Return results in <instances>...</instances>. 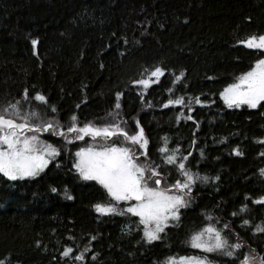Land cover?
<instances>
[{
  "label": "trees",
  "instance_id": "1",
  "mask_svg": "<svg viewBox=\"0 0 264 264\" xmlns=\"http://www.w3.org/2000/svg\"><path fill=\"white\" fill-rule=\"evenodd\" d=\"M261 34L264 0H0V108L27 90L30 96L44 95L49 108L58 109L61 125L67 126L73 113L80 124L102 125L111 120L107 114L119 91L118 111L130 133L140 122L151 159L160 162L161 146L192 151L190 170L209 177V183L194 185L190 207L179 210V219L169 223L161 238L144 244L138 218L98 214L93 205L110 198L72 168L78 149L100 143L85 137L65 144L41 133L40 139L53 144L59 155L34 178L8 181L0 176V260L163 264L169 256L203 255L188 241L209 223L217 228L231 224L227 235L236 233L246 245L243 251L264 254V232L252 231L256 224L264 226V203H253L264 196V143L259 142L264 140V102L254 109L228 108L220 98L228 84L264 56L238 41ZM157 65L166 72L145 92V101L154 105L147 108L131 81ZM181 72V81L172 85ZM168 87L205 102L204 107L193 104L198 128L183 119L184 113L176 120L179 107H160L169 98ZM32 106L45 119L53 116L44 104L26 105ZM167 175L168 183L179 178L175 170ZM241 206H246L243 213ZM243 219L250 221L248 226H241ZM65 247L73 249L71 258H61ZM85 247L84 260L76 262L75 255ZM207 255L212 263L233 264L227 257Z\"/></svg>",
  "mask_w": 264,
  "mask_h": 264
},
{
  "label": "snow or ice",
  "instance_id": "2",
  "mask_svg": "<svg viewBox=\"0 0 264 264\" xmlns=\"http://www.w3.org/2000/svg\"><path fill=\"white\" fill-rule=\"evenodd\" d=\"M31 43L35 49L37 41L32 40ZM238 43L264 53V34L250 36ZM33 54L35 55V51ZM165 72L166 69L157 65L151 69H144L141 78L131 81L133 86H139L137 95L146 103L147 108L154 105L152 101H145L144 94L150 85L157 83L165 75ZM183 75V72L176 75L171 84L177 85ZM166 91L170 94L169 98L160 107H179L180 111L175 115L176 120L180 121L181 114L184 113L183 119L191 120L198 128V122L191 115L193 104L204 107L205 102L199 97L188 96L186 99L184 95H177L172 87H168ZM220 98L228 108L246 105L249 109H254L264 102V56L256 59L250 70L242 73L235 82L228 84L220 92ZM120 100L121 92L117 91L113 111L107 114L111 120L102 125H95L92 121L80 124L78 117L73 113L69 117V124L65 126L56 119L58 109L54 105L49 108L44 95L37 92L30 96L25 90L21 99L0 108V176L8 181L34 178L44 170L50 159L59 155L53 144L40 139L42 132H51L53 136L63 139L66 144L88 136L100 143V146L98 148L89 146L75 152L76 159L72 168L80 179L95 181L110 198L107 203L94 204V210L100 215L130 214L137 217L138 225L142 226L143 243L152 244L161 238L160 234L171 221L179 219L181 208L190 207L194 185L198 182L209 183V177L190 170L188 165L189 157L193 155L192 151L185 154L180 148L169 150L161 146L157 149L160 162L151 159L147 151L148 141L140 122L135 121L134 132L128 131V122L123 120L118 111L121 108ZM32 101L44 104L45 109L51 111L53 116L45 119L37 107H26L31 105ZM161 139L166 145V137ZM115 140H120V144L117 145ZM220 142H223V138ZM259 142L264 143V140ZM192 144H196L195 136ZM232 151L234 155H241L236 149ZM173 170L179 178L168 183L167 174ZM260 174L264 176V169H260ZM211 181L215 183V178H211ZM50 190L57 192L55 187ZM65 195L67 199H72L71 195L67 193ZM131 201L134 203H129ZM120 202H124L125 206L118 208ZM253 203H264V196L253 200ZM245 210L246 206H241L239 213ZM239 213L233 212L232 215L237 216ZM205 219L211 221L213 217L205 215ZM249 223V220L243 219L241 226H248ZM231 231L229 223H225L222 228H217L211 223L206 224L194 232L188 241L192 249L203 255L169 256L164 264H212L207 255L209 253L227 257L233 264H264V254L256 255L255 250L243 251L246 245L236 233H232L230 238L227 233ZM252 231L254 234L264 232V226L256 224ZM91 239L94 240L95 237ZM72 251L71 247H65L60 253L61 258H71ZM87 251L88 248L85 247L76 254L75 261L82 262ZM0 264H5V261L0 260Z\"/></svg>",
  "mask_w": 264,
  "mask_h": 264
},
{
  "label": "rangeland",
  "instance_id": "3",
  "mask_svg": "<svg viewBox=\"0 0 264 264\" xmlns=\"http://www.w3.org/2000/svg\"><path fill=\"white\" fill-rule=\"evenodd\" d=\"M150 86H151V85H150ZM135 87H136V88H139V86H135ZM222 101H223V100H222ZM223 103H224V102H223ZM244 106L247 107L246 105H241V107H244ZM233 108H235V107H233ZM42 133H44V132H42ZM46 133H51V132H46ZM40 134H41V133H40ZM85 137H87L88 139H91V138L88 137V136H85ZM85 137H84V138H85ZM73 141H75V140H73ZM77 141H80V140H77ZM62 142H64V140H63ZM64 143H65V142H64ZM65 144H66V143H65ZM68 144H69V143H68ZM97 145H98V144H97ZM83 148L87 149L88 147H83ZM94 148H98V147H94ZM80 149H81V148H80ZM78 150H79V149H78ZM78 150H77V151H78ZM77 151H76V152H77ZM75 159H76V157H75ZM49 161H50V160H49ZM48 163H49V162H48ZM120 203H123V204H122V207L125 206L124 202H120ZM129 203H134V201H131V202H129ZM122 207H121V208H122ZM129 215H130V214H129ZM163 264H164V263H163ZM212 264H215V263H212Z\"/></svg>",
  "mask_w": 264,
  "mask_h": 264
}]
</instances>
